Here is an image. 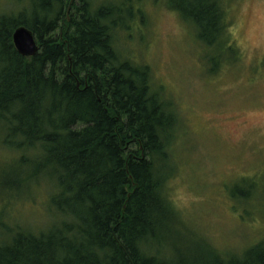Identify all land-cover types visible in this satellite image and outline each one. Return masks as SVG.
<instances>
[{
  "label": "trees",
  "instance_id": "trees-1",
  "mask_svg": "<svg viewBox=\"0 0 264 264\" xmlns=\"http://www.w3.org/2000/svg\"><path fill=\"white\" fill-rule=\"evenodd\" d=\"M224 1L166 0L218 57L237 55ZM23 2L0 16V149L12 154L1 184L19 193L46 183L50 219L36 233L4 228L0 264H264V242L222 255L172 238L179 219L164 188L178 115L149 69L116 48L121 10L92 0ZM122 7L131 18L132 7ZM20 26L34 34L33 57L13 46ZM256 192L232 197L247 203Z\"/></svg>",
  "mask_w": 264,
  "mask_h": 264
},
{
  "label": "rangeland",
  "instance_id": "rangeland-1",
  "mask_svg": "<svg viewBox=\"0 0 264 264\" xmlns=\"http://www.w3.org/2000/svg\"><path fill=\"white\" fill-rule=\"evenodd\" d=\"M18 1L0 0V16L27 5ZM92 3L121 10L126 22L115 32L116 48L149 69L152 88L178 115L174 171L164 188L179 219L168 227L172 238L185 250L209 245L222 255L264 242V0L223 2L226 38L237 55L222 57L198 42L166 0ZM11 157L0 149V243L4 228L36 233L50 219L46 183L19 193L1 184ZM250 186L257 191L253 200L233 199L235 190Z\"/></svg>",
  "mask_w": 264,
  "mask_h": 264
},
{
  "label": "water",
  "instance_id": "water-1",
  "mask_svg": "<svg viewBox=\"0 0 264 264\" xmlns=\"http://www.w3.org/2000/svg\"><path fill=\"white\" fill-rule=\"evenodd\" d=\"M12 42L17 53L25 58H30L38 53V45L34 34L26 27L16 28L12 34Z\"/></svg>",
  "mask_w": 264,
  "mask_h": 264
},
{
  "label": "bare ground",
  "instance_id": "bare-ground-1",
  "mask_svg": "<svg viewBox=\"0 0 264 264\" xmlns=\"http://www.w3.org/2000/svg\"><path fill=\"white\" fill-rule=\"evenodd\" d=\"M13 34V33H12Z\"/></svg>",
  "mask_w": 264,
  "mask_h": 264
}]
</instances>
